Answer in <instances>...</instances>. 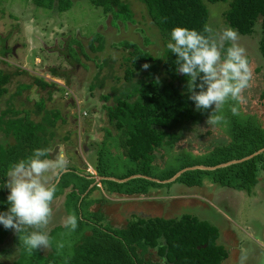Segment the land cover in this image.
I'll list each match as a JSON object with an SVG mask.
<instances>
[{"label": "trees", "instance_id": "trees-1", "mask_svg": "<svg viewBox=\"0 0 264 264\" xmlns=\"http://www.w3.org/2000/svg\"><path fill=\"white\" fill-rule=\"evenodd\" d=\"M87 1L94 8L102 9L104 14L111 15L113 23L135 22V14L130 4L124 0ZM137 1L144 5L146 14L157 29L165 47L173 28L185 27L202 31L204 25H209L207 3L227 2L228 9L223 12V18L228 27L238 30L240 36L253 34L257 23L260 24L258 50L264 58V0ZM31 2L36 7L60 13L68 11L73 4V0ZM0 42H3L2 37ZM95 43L98 45L95 46ZM121 44L122 48L129 49L123 65V84L113 85L110 93L100 94L96 98L97 101L95 100L96 105L99 103L100 105L94 109L100 107L106 113L107 122L118 131L119 145L124 148L123 153L132 164L126 172L115 176V173L104 167L102 155L99 153L95 166L104 187L110 192L128 196H146L152 190L170 188L175 183L188 188H202L209 182L239 191H250L263 169L264 153L245 158L264 148V127L254 125L252 120L241 121L239 117L233 115L229 116L227 127L232 143L214 147L203 156L182 153V156L175 159L177 162L175 167L157 169V173L153 172L155 152L160 149L172 150L182 139L181 134L186 126L188 128L203 122L208 118V113L196 111L194 103L188 99L187 78L176 72V57L167 47L162 57L156 58L132 42L123 41ZM88 46L93 53L102 51L103 36L96 34ZM10 53L11 49L6 47L3 55ZM84 57L87 58L86 61H92L90 56ZM67 61L70 66L75 63L70 59V55ZM107 63L109 62L104 61L97 64V68L102 69L101 67ZM144 64H149L150 68L143 70ZM18 73L24 71L18 70ZM50 73L68 82L69 71L50 69ZM96 76L95 80L99 79L98 75ZM9 79L10 74L0 72V98L7 93L5 85ZM33 85L46 93L34 102L30 109L24 103L16 105L15 101L21 92ZM54 87L53 83L33 79L31 84L18 85L15 93L3 103L4 108L0 107V133L3 136H11L13 141L8 148L0 143V180L5 177L11 164L29 157L33 150L38 148L50 150L53 147L55 136L53 129L66 122L63 114L65 107L52 106L48 103L51 101ZM98 87L99 84L91 83L89 90L94 91ZM93 124L96 126L95 121ZM94 135L95 140H98L99 129L94 131ZM105 137L111 138L110 130H105ZM89 142L91 145L95 141ZM103 144L101 143L99 147H103ZM93 147L96 148L97 145ZM48 158H55L54 153L49 152ZM233 161L236 163L215 170L194 169L200 166L213 168ZM185 169L188 170L171 183L150 180L167 181ZM73 170L69 172H76ZM65 174L57 183L58 189L62 191L70 185L64 180ZM76 174L82 180L80 188L74 185L65 200V206L76 208L79 220V226L73 232L72 239L76 241V245L72 252L62 256L53 249L46 256L38 251L29 254L21 239L26 233H21L15 234L13 238L12 247L20 248L19 259H13L15 252L12 255V248L5 247L7 237L13 231L5 230L3 225H0V257L11 259V264H222L227 260L229 251L219 242L221 238L219 228L194 215L182 214L174 218L133 215L123 228H113L104 224L102 213L89 211L92 202L88 200V195L96 187L91 188L82 199L76 191L78 188V191L85 192L95 179L90 178L91 175L88 173L82 176L80 173ZM112 178L125 181L117 182ZM58 193L59 190L56 196ZM7 195V190H0V212L6 211L9 207ZM61 228L66 230L64 227ZM149 250L154 251L155 259L144 258L143 255ZM6 262L2 260L0 264H7Z\"/></svg>", "mask_w": 264, "mask_h": 264}, {"label": "rangeland", "instance_id": "rangeland-1", "mask_svg": "<svg viewBox=\"0 0 264 264\" xmlns=\"http://www.w3.org/2000/svg\"><path fill=\"white\" fill-rule=\"evenodd\" d=\"M124 1L130 4L135 14L134 23L119 21L113 23L111 15L104 14L100 8H94L87 0H73L71 8L63 13L36 7L32 4L31 0H0V28L3 27V31L0 30V36L3 38V42H0V55L5 53L7 42H9L11 49L9 58H7L8 63L4 66L9 71L12 70L11 73H13L6 83L9 94L17 88V84L20 82L29 84L32 83L33 79H37V77H39L38 79H43L42 77L48 73L43 70L44 67H48V69H52L53 67V69L56 70L70 72V74H68V82L63 78L60 79L64 84V87L61 88L63 89L62 91L57 90L55 85L56 89L54 88L55 90L53 91L49 104L52 105V101H56V105H53L57 107L62 105L63 108L65 107L63 109V114L66 122L63 125L59 124V126L53 129L55 134L54 141L55 139H60V141H63L64 138L67 139L63 144L64 147L61 148L67 151L69 155L73 156L71 165H74L76 172L64 173V180L69 183L73 182L78 188H80L79 184L82 183V180L76 176V173L86 174L88 164L96 169L95 163L85 157L83 158V156L81 157L79 154L80 145L86 147V143L90 141L89 138L86 137V134H88L86 131L87 129L90 131L89 129L91 126L94 131L99 129L100 135L98 140L89 145L91 147L97 145L95 151H98L97 154L100 153V155H102V163L107 170L115 173V176H117L126 172L132 164L123 153L124 148L119 145L118 131L115 130L112 124L107 122L106 113L100 109V107L94 109L95 106L100 105V103L96 105V98H98L100 94L110 93V88L113 85L121 86L123 84V65L125 58L128 56L127 53L129 49L126 50L122 48L121 43L123 41L132 42L134 45L151 53L156 58H161L166 48L160 39L157 29L150 22L144 5L137 0ZM207 7L209 10V25L211 27L216 30L228 27L223 18V12L228 9L227 2H218L215 4L207 3ZM96 34L103 36L104 48L100 52L93 53L90 51L88 43ZM260 37L261 29L259 23H257L253 34L249 36L239 35V43L246 49L253 76L248 88L242 94L243 101L236 104L239 114L235 115V117H239L241 121L244 119L252 120L254 125H259L262 128L264 127V58H262L258 50ZM25 43L31 44V49L26 50L29 52L27 60L30 62V65L28 62L24 63L18 58V56L23 53V48H20V46ZM78 44H80V46H78ZM97 45L98 44L95 43V46ZM23 47L24 50L27 48L25 45H23ZM14 49L16 51L18 50L17 56L12 55ZM64 53L65 55H70V59L75 62L73 66L68 65V56H65ZM83 54L87 57L90 56L93 62L86 61L85 59L87 58L84 57ZM36 57H38L40 64L38 63L35 68L31 65ZM104 61H108L109 63L103 66L101 65L102 69H98L97 64H102ZM22 65L32 70V73L29 75L30 77H22L16 74L18 70H22L20 69ZM96 75L99 77L97 80H95V77H97ZM49 76L51 77L50 80L53 81L52 79L55 76L51 75V73ZM57 78L59 79V77ZM117 78L119 80H117ZM91 83H97L99 87L94 91H90L89 86ZM28 93L30 99L37 101V95H34L30 91ZM15 115L16 114H13V116ZM223 115L227 120V124L206 125L207 118L196 126H189V129L186 126V129H184L181 134L182 139L172 150L160 149L155 152V168L153 172L157 173V169L164 170L168 167H175L177 165L175 159L178 156H182V153L203 156L214 147L232 143L227 128L228 121L230 120L229 116L232 115L229 105L225 106ZM94 121L96 122L95 128L92 124ZM105 130L111 131L110 139H106ZM0 143L5 145V148H8L13 141L11 136H3L0 133ZM101 143H104L103 147H99ZM54 148L55 146L50 149L52 153ZM74 151L79 159L76 158ZM79 160H85L88 161V163L86 162L84 166H81L78 164ZM175 188L178 190L181 189L182 192L194 191L189 190L181 184L175 183L170 188L152 190L143 198L140 197L138 199L137 197H133L131 202L128 204L126 203V208L129 212H133L137 215L153 217L162 216L164 218L180 217L182 214L192 212L195 214L198 210V213L202 212L203 215H207L205 218L208 217L207 220L209 221L214 223L217 221L223 222L224 218L216 214L219 208L224 210L223 207H220L222 205L221 201L217 206L214 205V201H212V205L208 204V208L203 209L200 207L196 210H188V208L185 207L189 205L192 208L193 206L198 207V200L192 199L190 201H185L182 195L181 198H179V195L173 193ZM58 190L59 192H63L60 189ZM103 201H105V199H103ZM187 202H190L189 205ZM116 205H118V203H111V206L114 208H125L122 204L119 207ZM216 207L217 209H214ZM224 211L226 214L227 210ZM64 212L67 216L72 213H75L77 216L76 208L73 206H65ZM225 214L223 215L226 216ZM228 214L230 215L231 213L229 212ZM58 217L59 215H55L49 225V230L52 229L50 233L53 241L51 248L46 251H38L41 252L43 256L49 255L53 249L63 256L67 252H72L76 245V241L72 239L73 232L69 229L64 230L60 225H57L59 222ZM112 223H118V227L125 226V220L122 219H113ZM105 224L109 226L108 223L105 222ZM221 230V237L223 240L230 241L232 236L230 223L225 222V224L221 225ZM12 233L13 234L7 237L5 247H11L12 255L14 252L16 254L15 256L13 255V259L16 258V260H18L20 257V248L12 247L15 235L14 232ZM222 238H220L219 242L225 246V242ZM57 241H62L64 243L65 246L63 249H57ZM228 244L229 245L225 247H229L232 251V246H230V243ZM143 256L144 258L155 259L153 250H149ZM256 256H254L256 257L254 263L264 264V250L258 252ZM2 260L7 261V264H11V259L9 260L1 256L0 261ZM246 262L247 259L242 261L237 257L236 259L234 257H229V259L225 260L222 264H246Z\"/></svg>", "mask_w": 264, "mask_h": 264}, {"label": "clouds", "instance_id": "clouds-1", "mask_svg": "<svg viewBox=\"0 0 264 264\" xmlns=\"http://www.w3.org/2000/svg\"><path fill=\"white\" fill-rule=\"evenodd\" d=\"M167 49L176 57V72L187 78L188 99L195 110L207 112L206 125L227 124L223 115L226 105L232 115H238L236 104L243 101V92L252 80L246 49L239 43L238 30L226 27L216 30L206 24L202 31L175 27L171 30ZM150 68L149 64L142 66ZM234 102V103H230ZM202 129V128H200ZM49 149L38 148L32 154L11 164L0 180V190H7L9 207L0 212V225L21 237L25 250L46 251L52 246L49 225L53 219L56 181L68 171L63 155L48 158ZM86 173L93 175L87 171ZM96 181V177H93ZM101 179V178H100ZM63 226L75 232L79 220L75 213L63 220ZM62 241L56 242L63 249Z\"/></svg>", "mask_w": 264, "mask_h": 264}, {"label": "crops", "instance_id": "crops-1", "mask_svg": "<svg viewBox=\"0 0 264 264\" xmlns=\"http://www.w3.org/2000/svg\"><path fill=\"white\" fill-rule=\"evenodd\" d=\"M2 29H3V27L0 28V30H2ZM23 45H25L27 47L25 50H24ZM23 45L20 46V48H23L22 49L23 53H21V55L18 56V58L22 62L27 63L28 62L27 57L29 55V52H27L26 50L31 49L30 48L31 44L25 43ZM6 46L8 48H10L9 42H7ZM17 52H18V50L16 51L14 49V52L12 55L17 56L18 55ZM7 58H9V54L0 55V72H3L4 74H9L12 71V70L9 71L8 69H6L4 67L5 64L8 63ZM34 59L35 60L33 61V64L31 66H34L36 68L37 64L38 63L40 64V61H39L38 57H36ZM28 64L30 65V62H28ZM13 67L16 68L15 66H13ZM38 68H39V66H38ZM46 68L48 69V67H44L43 70L46 71V73L48 72L50 75V69L47 70ZM20 69H22V71H24V73H20V74L18 73L19 76L30 77L29 75L32 73L31 69L25 67V65L20 66ZM52 69H53V67H52ZM48 73L42 77L43 81H45L47 83L55 84L57 89H58V87L59 88L64 87V84L60 81L61 78L58 79L57 77L56 78L54 77L52 79L53 81H51L50 80L51 77L48 75ZM12 74H10V75H12ZM37 76H39V75H37ZM37 78H39V77H37ZM22 83L23 82H20L17 85H20ZM23 84H25V83H23ZM29 84H31V83H29ZM5 87H6V85H5ZM16 89L13 92H11V94H9V90L7 89V93L2 95V97L0 98V107L2 109L4 108L3 103L5 102V100H8V98H10L11 95L15 93ZM55 89H53V90H55ZM29 91L31 93H33L34 95H37V97H38L37 101L41 96H43V94L46 93V91L39 90L35 85H33L28 90H23L21 92V94L19 95V97L15 101V104L20 105V104L24 103L25 106L28 107V109L32 108V104L34 102H36V100L29 98V93H28ZM55 102L56 101H52V106H53V104H55ZM94 126L95 125L93 124V127ZM89 130L90 131H88V129H87V131H86V133H88V134H86V137L89 138V140L96 141L95 135H94V130H93L92 126L90 127ZM66 140L67 139H63V141H60V139H55V141H53L54 146L58 148V152L56 153L55 158L58 155L65 156V158L68 160V171L67 172L71 171L72 169H74L73 171H75L74 165L73 166L71 165L72 164L71 160H72L73 156L69 155L67 153V151H65L61 148V147H64L63 144L66 142ZM89 144H90V142L86 143V147L83 145H80L79 154L81 157L83 156V158L85 157L86 159H89L91 162L96 163L98 161V155H99V154H97L98 151H95L96 148L91 147ZM49 152L52 153L51 151H49ZM74 153H75V151H74ZM75 156L77 159H79V157H77L76 153H75ZM83 162H84V164H83ZM86 162L88 163V161H85V160L80 161L79 160L78 164L81 166H84ZM91 174L93 175V177H96L97 170L93 168V171ZM80 175L82 176L85 174L81 173ZM93 177H90V178H93ZM60 179H61V177H60ZM59 180L56 181V183H58ZM97 180L98 181L94 180V182L83 193L78 191V188H77L76 191L79 193L80 198L81 199L84 198L87 195L88 191L91 188H94V186H95L96 187L95 190H93L88 195V200L92 202L90 204L89 211L102 213L103 218H104L103 219L104 224L106 222L109 225H111L113 228L125 227L128 220H130V218L133 215H137L133 212L128 211V209L126 208V203L128 204L129 202H131L133 197H137L139 199L140 197L143 198L144 196L143 195L142 196L141 195L128 196V195H124V194H118V193L110 192L100 182L101 179H100V177H98V175H97ZM73 186H74L73 182H70L69 187L66 188L63 192H59L58 195L56 196L55 200H54L53 217H55V215H59V217H58L59 222L57 225H60V227H64L63 226V220L67 217V215L64 212L65 200H66V196L72 192L71 188ZM203 187L202 188H188L187 187L189 190H194V191H184V192H182L181 189L178 190L175 188L173 193L179 195V198H181V195H182V198L185 201H187V200L190 201L192 199L196 200V201L198 200L199 206L198 207L193 206V208L189 205L190 202L189 203L187 202L189 206H187L185 208H188V210H190V209L196 210L197 208H200V207L203 209L208 208L209 207L208 204H211L212 201H214V205L217 206V204L220 203V201H221L222 205L220 207H223V209L227 210V212L225 214V211L219 208V210H217L218 212H216V214L220 215L221 218H224L223 222L217 221L216 223H214L212 221H209V220H207L208 217L205 218L207 215H205V214L203 215L202 212L198 213V210L196 211L195 214L193 212L192 213H186V214L194 215L197 218H199L200 220H206L209 223H212L214 226L219 228L220 235L222 232L221 225L225 224V222L230 223V230H231V235H232L231 240L230 241L223 240V238L221 237L222 240L225 242L224 243L225 246L229 245L228 243H230V246H232V248H233V250L231 251L229 249V247H227L228 251H229V256H228L227 260L229 259V257H234L235 259L237 257L238 259H240L242 261L247 259L246 264H255L254 261L256 260L255 258L257 257L256 256L257 253L264 250V171L262 170L259 172L256 184L248 192L245 190L239 191V190L231 189L228 187L219 186L217 184H211L209 182H206ZM103 199H105L106 202L103 201ZM102 202H103V204H102ZM112 202L118 203V205H116L117 207H119L122 204L125 208H122V207H121V209L114 208L113 206H111ZM214 209H217V207ZM220 211H222V212H220ZM229 212L231 213L230 215L228 214ZM222 213L225 214L226 216H224ZM114 217H116L118 219H116ZM113 219L114 220H121V219L125 220V226L118 227L117 226L118 223H115V224L112 223ZM51 231H52V229H50V232ZM11 234H13V233H11ZM254 256H256V257H254Z\"/></svg>", "mask_w": 264, "mask_h": 264}, {"label": "water", "instance_id": "water-1", "mask_svg": "<svg viewBox=\"0 0 264 264\" xmlns=\"http://www.w3.org/2000/svg\"><path fill=\"white\" fill-rule=\"evenodd\" d=\"M57 152H58V148L55 147V148H54V151H53L54 155H55ZM263 152H264V148L261 149L260 151L256 152L255 154H253V155H251V156L245 158V159H249V158H251V157H253V156L257 155V154L263 153ZM245 159H243V160H245ZM233 163H236V162L233 161V162H229V163H226V164H221V165L216 166V167H213V168H206V167H202V166H200V167H194V169H195V168H199V169H203V170H205V169H207V170H215V169H218V168H223V167L229 166V165H231V164H233ZM192 169H193V168H192ZM186 170H188V169H185V170H182V171L178 172L175 176H173L171 179H169V180H167V181H162V182H160L159 180H155V179H150V180L156 181V182H158V183H171V182H174V181H175V180H176V179H177V178H178L183 172H185ZM112 180L117 181V182H124V181H125V180L120 181V180H116V179H113V178H112Z\"/></svg>", "mask_w": 264, "mask_h": 264}, {"label": "built area", "instance_id": "built-area-1", "mask_svg": "<svg viewBox=\"0 0 264 264\" xmlns=\"http://www.w3.org/2000/svg\"><path fill=\"white\" fill-rule=\"evenodd\" d=\"M262 168H263L262 170L264 171V161H263V167ZM87 171L90 172V173L92 172L90 167H88Z\"/></svg>", "mask_w": 264, "mask_h": 264}, {"label": "flooded vegetation", "instance_id": "flooded-vegetation-1", "mask_svg": "<svg viewBox=\"0 0 264 264\" xmlns=\"http://www.w3.org/2000/svg\"><path fill=\"white\" fill-rule=\"evenodd\" d=\"M4 262V261H3Z\"/></svg>", "mask_w": 264, "mask_h": 264}]
</instances>
